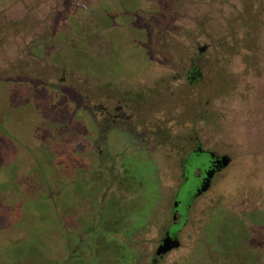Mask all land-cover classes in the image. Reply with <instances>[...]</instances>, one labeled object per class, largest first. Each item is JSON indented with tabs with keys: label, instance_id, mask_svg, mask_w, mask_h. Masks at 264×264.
Wrapping results in <instances>:
<instances>
[{
	"label": "rangeland",
	"instance_id": "374dc122",
	"mask_svg": "<svg viewBox=\"0 0 264 264\" xmlns=\"http://www.w3.org/2000/svg\"><path fill=\"white\" fill-rule=\"evenodd\" d=\"M155 259L264 264V0H0V264Z\"/></svg>",
	"mask_w": 264,
	"mask_h": 264
},
{
	"label": "flooded vegetation",
	"instance_id": "af4514ba",
	"mask_svg": "<svg viewBox=\"0 0 264 264\" xmlns=\"http://www.w3.org/2000/svg\"><path fill=\"white\" fill-rule=\"evenodd\" d=\"M111 117H112L111 118L112 122L114 124L115 123L122 124L125 122L123 121V119L125 118L124 114L121 113V110L119 108L115 110V114L112 115ZM193 142L194 143H192L191 140L192 144L197 145V149L194 150L193 152L185 153L184 148L180 149L179 151L180 159L184 160V163L181 167L184 170L182 176L183 182L181 186L176 190L174 196V202L171 208L172 223L170 227L167 229V231L164 233L163 238L156 249V252L160 247L162 246L165 247V245L167 248H169L168 252H170V250L172 249L173 246H175V244L176 246H178V242L176 241V235L179 233L182 224H184V221L187 220L186 216L191 207L192 201L200 197L209 189L213 177L221 171V168H223L224 158H220L215 154L203 152L201 150V146L197 138L193 140ZM186 150H188V147ZM228 165H229V161L227 162L226 166ZM195 171L198 172V177L196 178L193 177ZM207 180H208V186H206ZM189 182H192V184L191 183L189 184ZM194 182H196L195 185ZM204 188L205 190H203ZM166 240H171V241L165 243ZM161 257H163V255L158 256L157 258H161ZM157 261H158L157 259L152 260V264H156Z\"/></svg>",
	"mask_w": 264,
	"mask_h": 264
},
{
	"label": "water",
	"instance_id": "95a60500",
	"mask_svg": "<svg viewBox=\"0 0 264 264\" xmlns=\"http://www.w3.org/2000/svg\"><path fill=\"white\" fill-rule=\"evenodd\" d=\"M223 161H224V163H223V167H226L228 160H227V159H223ZM206 186H208V180L206 181ZM203 190H205V188H204ZM168 241H171V240H166L165 243H167ZM174 247H176V244H175V246H173L172 248H174ZM170 249H171V248H170ZM168 250H169V248H167L166 245H165V247L162 246V247H160V248L157 250V252H156L155 255H156L157 257H158V256H161V255H164L165 253L168 252Z\"/></svg>",
	"mask_w": 264,
	"mask_h": 264
},
{
	"label": "trees",
	"instance_id": "16d2710c",
	"mask_svg": "<svg viewBox=\"0 0 264 264\" xmlns=\"http://www.w3.org/2000/svg\"><path fill=\"white\" fill-rule=\"evenodd\" d=\"M188 176V175H187ZM191 182H189V184H190Z\"/></svg>",
	"mask_w": 264,
	"mask_h": 264
}]
</instances>
